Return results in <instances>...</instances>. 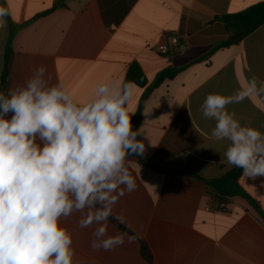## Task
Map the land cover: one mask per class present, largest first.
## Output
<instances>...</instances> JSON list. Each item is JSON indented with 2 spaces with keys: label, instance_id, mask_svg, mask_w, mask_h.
<instances>
[{
  "label": "crops",
  "instance_id": "1",
  "mask_svg": "<svg viewBox=\"0 0 264 264\" xmlns=\"http://www.w3.org/2000/svg\"><path fill=\"white\" fill-rule=\"evenodd\" d=\"M1 2L10 22L5 17L7 27L0 29V92L13 25L8 90L41 65L51 83H62L80 102L102 82L128 83L132 122L142 107L136 129L145 151L138 156L180 172L159 173L130 155L137 188L119 200L115 213L138 238L113 251H93L92 229L79 228L75 215L65 222L74 234L75 264H264V176L243 173L247 196L220 200L210 181L235 167L223 157L229 142L210 136L215 121L199 111L209 93L230 95L253 75L264 79V23L233 43L235 33L219 19L264 0ZM135 65L143 84L127 78ZM166 71L173 75L159 80ZM228 110L264 132V99L253 95ZM116 232L123 231L110 220L109 234Z\"/></svg>",
  "mask_w": 264,
  "mask_h": 264
},
{
  "label": "clouds",
  "instance_id": "2",
  "mask_svg": "<svg viewBox=\"0 0 264 264\" xmlns=\"http://www.w3.org/2000/svg\"><path fill=\"white\" fill-rule=\"evenodd\" d=\"M8 15L0 7V29ZM50 79L41 65L0 92V264H75L65 223L75 215L79 228L92 229L93 251L137 239L109 234L110 218L125 222L115 213L119 200L137 188L128 157L145 151L127 110L131 85L102 82L80 102ZM253 95L264 99V79L256 75L230 95L207 94L199 111L215 121L210 136L229 142L227 165L257 178L264 176V132L228 110Z\"/></svg>",
  "mask_w": 264,
  "mask_h": 264
},
{
  "label": "trees",
  "instance_id": "3",
  "mask_svg": "<svg viewBox=\"0 0 264 264\" xmlns=\"http://www.w3.org/2000/svg\"><path fill=\"white\" fill-rule=\"evenodd\" d=\"M1 7H5L4 3H0ZM7 9V8H6ZM6 19L10 22L9 16ZM219 19L226 25L227 29L232 31L233 33H241V37L238 41H240L245 36L253 33L258 27H260L264 23V3H260L254 5L247 10L234 14V15H225L219 17ZM15 33V28L13 25H10V34L9 38L5 47V54H4V67L1 76V92H7L8 90V83L11 76V62H12V38ZM231 41H228L230 44ZM173 73L171 72H164L162 75L158 77L159 80H162L167 77H171ZM128 80L133 81L137 84H143L146 81L145 75L140 70L138 66H132L127 75ZM141 110L142 107L139 108L137 115L133 118V128L136 129L141 121ZM136 158L139 159L140 163L144 166L157 171L163 174H179V171L168 169L162 166L159 163H156L151 160L140 158L137 154H133ZM243 175V170L240 168H233L232 170L228 171L224 174L221 178L210 181V185L214 188L217 197L220 200H227L234 196H247L245 191L243 190L242 186L240 185V177ZM257 207V206H256ZM258 208V207H257ZM112 223L121 231L130 234L131 236L134 235L138 238V236L127 227L122 225L121 223L117 222L115 219L110 218ZM142 256L147 261L151 260V254L148 249H145V244L142 242Z\"/></svg>",
  "mask_w": 264,
  "mask_h": 264
},
{
  "label": "water",
  "instance_id": "4",
  "mask_svg": "<svg viewBox=\"0 0 264 264\" xmlns=\"http://www.w3.org/2000/svg\"><path fill=\"white\" fill-rule=\"evenodd\" d=\"M241 37V33H235L232 37H231V41L233 43L237 42V40Z\"/></svg>",
  "mask_w": 264,
  "mask_h": 264
},
{
  "label": "built area",
  "instance_id": "5",
  "mask_svg": "<svg viewBox=\"0 0 264 264\" xmlns=\"http://www.w3.org/2000/svg\"><path fill=\"white\" fill-rule=\"evenodd\" d=\"M159 49L163 53L167 52V48L165 46H160Z\"/></svg>",
  "mask_w": 264,
  "mask_h": 264
}]
</instances>
